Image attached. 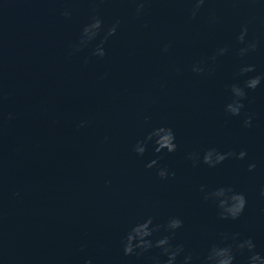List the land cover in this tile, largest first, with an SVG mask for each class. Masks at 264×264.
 <instances>
[{"label":"water","instance_id":"water-1","mask_svg":"<svg viewBox=\"0 0 264 264\" xmlns=\"http://www.w3.org/2000/svg\"><path fill=\"white\" fill-rule=\"evenodd\" d=\"M135 7L133 0H0V264H152L158 249L125 256L120 242L129 221L149 214L157 222L180 217L175 242L194 253L221 233L240 232L264 255V82L248 90L241 116L223 110L226 85L264 72V7L207 0L195 19L191 0H146L139 17ZM93 15L121 23L107 56L85 64L92 46L72 55L70 45ZM244 24L259 45L239 57L235 35ZM224 44L226 55L207 59ZM198 60L206 61L204 73L191 71ZM242 63L256 72L236 77ZM246 114L251 128L242 126ZM158 124L173 128L177 151L150 147L138 157L132 145ZM207 147L248 156L215 168L186 159ZM151 159L175 176L159 178L145 167ZM249 162L257 165L251 172ZM201 184L244 192L245 212L220 220Z\"/></svg>","mask_w":264,"mask_h":264},{"label":"clouds","instance_id":"clouds-1","mask_svg":"<svg viewBox=\"0 0 264 264\" xmlns=\"http://www.w3.org/2000/svg\"><path fill=\"white\" fill-rule=\"evenodd\" d=\"M135 3V15L139 17L144 13L146 0H133ZM207 0H191L190 16L195 19L201 8ZM260 7H264V0H253ZM62 15L66 18L72 15L68 8H65ZM217 16L215 12L210 13L209 21L215 23ZM120 20L116 19L112 24L106 25L99 15H93L85 23L79 33L78 39L70 45L71 54L81 52L90 45V56L84 57V63L87 64L92 57L104 59L107 56V44L110 37L116 34ZM147 23L143 27H147ZM248 27L246 24L240 26V30L235 35L239 57H245L250 52L258 49L259 41L248 38ZM170 44L165 43L162 52H167ZM230 50L229 44H224L215 49L213 54L207 59L215 62L218 57L226 55ZM205 60H198L191 66L193 73H204L206 71ZM256 72V65L242 63L235 72L236 77L245 76L248 73ZM106 75V74H105ZM264 82V72H258L255 75L248 76L242 83L233 82L226 85V91L229 94L223 110L227 115L239 117L245 108V99L248 97V90L257 89ZM163 87V84L161 85ZM150 118L145 117V121ZM80 126H83V122ZM244 128L253 126V115L246 114L242 120ZM155 153L167 151L176 152L178 144L176 134L171 126L158 124L150 126L142 138L136 140L132 145V151L138 156L143 157L149 148ZM248 156L246 149L236 151H221L216 147H207L201 151H191L186 155V159L192 162L193 166L198 165L201 159L209 168H215L226 159L235 158L245 160ZM255 162H249L247 169L251 172L256 168ZM145 167L148 169L156 168V175L161 179H168L175 176L167 166H160L157 159H151ZM199 192L204 202L210 203L216 209L217 217L220 220H237L245 212L248 204V198L242 191H237L231 184H222L216 187H209L206 184L199 186ZM261 196H264V188L261 189ZM184 221L176 216L169 215L162 222H157L154 215H145L142 218L129 221L126 231L121 237V246L125 256L142 257L158 249L157 255L151 257L152 264H237V256L247 254L246 264H264V255L256 251V243L251 236L244 237L240 232L221 233L219 238L208 245L203 253H194L189 250L185 243L175 242L177 230L181 229ZM85 264H93L91 259L85 261Z\"/></svg>","mask_w":264,"mask_h":264}]
</instances>
